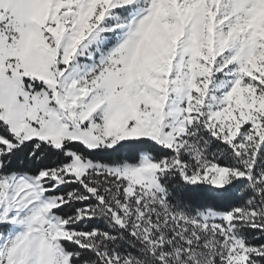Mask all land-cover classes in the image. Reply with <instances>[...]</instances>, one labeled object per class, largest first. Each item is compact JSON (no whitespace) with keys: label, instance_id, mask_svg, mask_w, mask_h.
Returning a JSON list of instances; mask_svg holds the SVG:
<instances>
[{"label":"snow or ice","instance_id":"snow-or-ice-1","mask_svg":"<svg viewBox=\"0 0 264 264\" xmlns=\"http://www.w3.org/2000/svg\"><path fill=\"white\" fill-rule=\"evenodd\" d=\"M0 264H264V0H0Z\"/></svg>","mask_w":264,"mask_h":264}]
</instances>
